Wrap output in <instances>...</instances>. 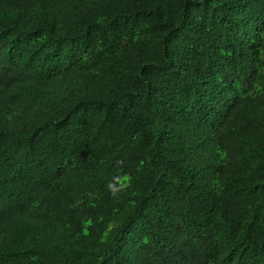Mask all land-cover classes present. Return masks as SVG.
<instances>
[{
	"label": "trees",
	"instance_id": "16d2710c",
	"mask_svg": "<svg viewBox=\"0 0 264 264\" xmlns=\"http://www.w3.org/2000/svg\"><path fill=\"white\" fill-rule=\"evenodd\" d=\"M0 264H264V0H0Z\"/></svg>",
	"mask_w": 264,
	"mask_h": 264
}]
</instances>
